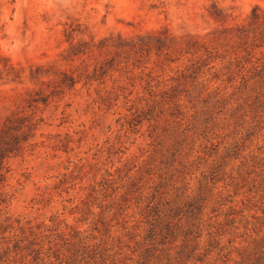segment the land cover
<instances>
[{
    "label": "rangeland",
    "instance_id": "374dc122",
    "mask_svg": "<svg viewBox=\"0 0 264 264\" xmlns=\"http://www.w3.org/2000/svg\"><path fill=\"white\" fill-rule=\"evenodd\" d=\"M0 264H264V0H0Z\"/></svg>",
    "mask_w": 264,
    "mask_h": 264
}]
</instances>
